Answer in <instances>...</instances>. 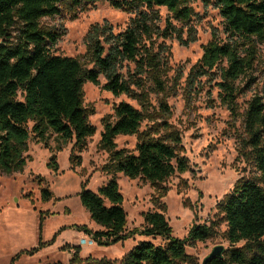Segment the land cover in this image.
I'll return each instance as SVG.
<instances>
[{"label": "trees", "instance_id": "trees-1", "mask_svg": "<svg viewBox=\"0 0 264 264\" xmlns=\"http://www.w3.org/2000/svg\"><path fill=\"white\" fill-rule=\"evenodd\" d=\"M96 1L0 0V174L24 169V154L32 138L48 146L55 133L65 140L75 139L79 151L83 150L88 137L95 133L84 105L86 82L99 85L104 76V90L116 96L131 94L139 101L147 94L140 93L139 97L133 86L143 91L150 78L155 91H165L164 63L161 53L155 51L154 37L169 38L176 32L181 35L169 19L162 29L160 15L153 9L165 7L175 19L188 21L193 15L192 0H107L112 7L133 14L126 28L115 32L109 23L94 25L86 37L84 59L56 54L63 31L46 26L42 20ZM215 4L223 18V37L213 33L201 59L192 67L190 79L196 83L218 69L222 99L234 109L235 83L250 75L257 60L256 44L264 43V0H215ZM126 62L135 66L124 73ZM222 62L226 64L221 66ZM162 109L169 110L165 103ZM145 116L143 108L122 101L115 107L113 121L104 117L100 146L109 152L103 167L109 179L97 191L84 188L80 192L91 219L103 228L83 229L101 244L124 241L135 232L165 241H140L123 264H183L191 260L186 244L210 237V225L194 224L188 237L179 239L172 235L165 214L156 210L145 213L141 230H127L117 173L149 181L159 193L155 204L161 206L163 182L189 167L181 152L180 133L165 120L151 127L155 134L141 132ZM245 127L250 135L247 147L251 148L247 156L259 174L237 181L225 195L219 208L227 222V238L236 246L225 250V257H213L205 264H264V103L259 96L249 102ZM134 134L140 135L134 151L118 148L117 136ZM54 159L53 155L50 164L57 168ZM43 197L49 199L51 193L44 190Z\"/></svg>", "mask_w": 264, "mask_h": 264}, {"label": "rangeland", "instance_id": "rangeland-1", "mask_svg": "<svg viewBox=\"0 0 264 264\" xmlns=\"http://www.w3.org/2000/svg\"><path fill=\"white\" fill-rule=\"evenodd\" d=\"M191 6L193 15L188 21L175 19L165 7L153 9L160 15L158 24L162 29L169 19L181 35L176 32L169 38L154 37L155 51L161 53L164 63L165 91H155L151 78L145 82L143 91L133 86L138 96L147 94L141 97L143 103L134 95L116 96L104 90V76L100 77L99 85L86 82L84 105L95 133L88 137L83 150L79 151L75 139L65 140L55 133L51 134L48 146L32 138L24 154V169L0 174V264H123L140 241L165 243L161 237L135 232L128 239L112 244L96 242L89 247L77 244L81 236L92 237L84 231L85 226L93 231L103 228L91 219L80 192L84 188L97 191L109 179L103 169L109 152L100 146L101 132L104 117L113 121L115 107L122 101L144 109L141 132L149 130L155 134L151 127L164 120L178 131L182 138L181 152L189 163L187 171L175 173L161 185L165 187L161 206L155 204L159 193L149 181L117 173L127 212V230H141L145 213L156 210L165 214L172 235L179 239L187 238L194 224L210 225V237L186 244L191 260L183 264H204L218 246L224 248L225 257V250L236 246L227 238V222L219 205L237 181L257 178L259 174L247 156L251 148L247 147L250 135L245 127V114L253 97L259 96L264 103V43L256 44L255 67L250 75L235 83V105L234 109L229 108L218 86L221 81L218 69L196 83L190 79V71L201 59L213 33L223 37V18L215 0H192ZM132 16L112 7L107 0H98L84 8L65 9L61 15L44 18L42 22L63 31L56 54L84 59L86 37L94 25L109 23L118 32L126 28ZM225 64L222 62L221 66ZM125 65L124 73L135 66L129 62ZM163 103L168 112L163 111ZM262 133L264 143V127ZM139 139L140 135L134 134L119 135L115 140L118 148L134 151ZM53 155L57 168L50 164ZM44 190L51 193L49 199L43 197Z\"/></svg>", "mask_w": 264, "mask_h": 264}, {"label": "built area", "instance_id": "built-area-1", "mask_svg": "<svg viewBox=\"0 0 264 264\" xmlns=\"http://www.w3.org/2000/svg\"><path fill=\"white\" fill-rule=\"evenodd\" d=\"M95 240L93 239V237H85V236H81L79 239H78V246H81V247H88V246H92V245H95Z\"/></svg>", "mask_w": 264, "mask_h": 264}, {"label": "water", "instance_id": "water-1", "mask_svg": "<svg viewBox=\"0 0 264 264\" xmlns=\"http://www.w3.org/2000/svg\"><path fill=\"white\" fill-rule=\"evenodd\" d=\"M223 247L222 246H218L215 247V249L211 252V254L209 256H207L204 260V264L211 258L213 257H218V256H222V251H223Z\"/></svg>", "mask_w": 264, "mask_h": 264}, {"label": "crops", "instance_id": "crops-1", "mask_svg": "<svg viewBox=\"0 0 264 264\" xmlns=\"http://www.w3.org/2000/svg\"><path fill=\"white\" fill-rule=\"evenodd\" d=\"M93 246V245H92ZM89 247V246H88Z\"/></svg>", "mask_w": 264, "mask_h": 264}]
</instances>
